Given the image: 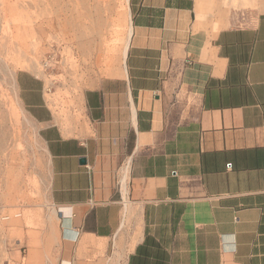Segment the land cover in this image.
Segmentation results:
<instances>
[{"label":"crops","instance_id":"0c3cea01","mask_svg":"<svg viewBox=\"0 0 264 264\" xmlns=\"http://www.w3.org/2000/svg\"><path fill=\"white\" fill-rule=\"evenodd\" d=\"M127 13L122 68L91 74L76 107L17 73L50 199L14 264H264V0Z\"/></svg>","mask_w":264,"mask_h":264},{"label":"rangeland","instance_id":"374dc122","mask_svg":"<svg viewBox=\"0 0 264 264\" xmlns=\"http://www.w3.org/2000/svg\"><path fill=\"white\" fill-rule=\"evenodd\" d=\"M128 0H0V264L44 227L50 160L38 124L18 93L17 73L47 83L53 107L77 106L91 74L122 68ZM25 246L22 247V249Z\"/></svg>","mask_w":264,"mask_h":264},{"label":"bare ground","instance_id":"6f19581e","mask_svg":"<svg viewBox=\"0 0 264 264\" xmlns=\"http://www.w3.org/2000/svg\"><path fill=\"white\" fill-rule=\"evenodd\" d=\"M127 47H128V42L126 43L125 48H124V55H126Z\"/></svg>","mask_w":264,"mask_h":264},{"label":"water","instance_id":"95a60500","mask_svg":"<svg viewBox=\"0 0 264 264\" xmlns=\"http://www.w3.org/2000/svg\"><path fill=\"white\" fill-rule=\"evenodd\" d=\"M84 161V160H83Z\"/></svg>","mask_w":264,"mask_h":264}]
</instances>
